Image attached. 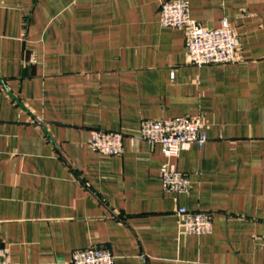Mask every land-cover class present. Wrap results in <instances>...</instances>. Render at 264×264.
<instances>
[{
  "label": "crops",
  "instance_id": "obj_1",
  "mask_svg": "<svg viewBox=\"0 0 264 264\" xmlns=\"http://www.w3.org/2000/svg\"><path fill=\"white\" fill-rule=\"evenodd\" d=\"M172 0H0V248L15 264H72L100 248L115 264H264V0H187L206 28L228 19L237 61H187ZM189 117L208 141L167 158L144 120ZM123 135V152L90 147ZM187 174L185 194L160 169ZM209 213L188 235L177 212Z\"/></svg>",
  "mask_w": 264,
  "mask_h": 264
},
{
  "label": "built area",
  "instance_id": "obj_2",
  "mask_svg": "<svg viewBox=\"0 0 264 264\" xmlns=\"http://www.w3.org/2000/svg\"><path fill=\"white\" fill-rule=\"evenodd\" d=\"M160 23L163 27L185 31L189 64L203 67L237 61L239 41L228 19H223L220 27L206 28L192 19L187 0H172L162 3ZM207 129V124L201 119H148L142 121L138 138L152 147L159 145L165 157L177 158L190 144L195 143L202 148L208 141ZM89 144L92 150L100 154L119 155L123 152V135L118 132L93 130ZM160 173L166 192L179 195L189 191L191 182L187 174L168 165L162 166ZM177 214L185 234L207 235L213 230V220L209 213L194 212L181 207ZM71 263L115 264V258L107 250L92 247L75 252ZM0 264H15L9 251L4 248H0Z\"/></svg>",
  "mask_w": 264,
  "mask_h": 264
}]
</instances>
